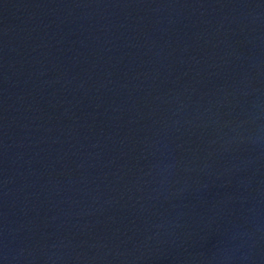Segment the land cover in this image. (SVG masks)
Listing matches in <instances>:
<instances>
[{"label": "water", "instance_id": "95a60500", "mask_svg": "<svg viewBox=\"0 0 264 264\" xmlns=\"http://www.w3.org/2000/svg\"><path fill=\"white\" fill-rule=\"evenodd\" d=\"M0 264H264V0H0Z\"/></svg>", "mask_w": 264, "mask_h": 264}]
</instances>
